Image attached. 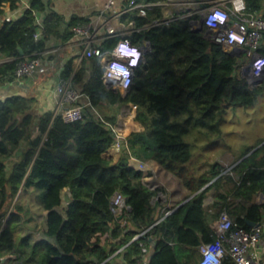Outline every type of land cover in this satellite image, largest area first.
<instances>
[{
    "label": "trees",
    "instance_id": "obj_1",
    "mask_svg": "<svg viewBox=\"0 0 264 264\" xmlns=\"http://www.w3.org/2000/svg\"><path fill=\"white\" fill-rule=\"evenodd\" d=\"M21 1L0 0V17L5 16L4 4L14 11ZM28 1L20 15L4 20L0 27V53L9 57L0 63V85L15 81L18 62L45 51L49 33H56L49 22L59 16L50 12L44 35L35 37L36 13L50 9L52 2ZM246 4L264 17V0H246ZM160 17L157 7L135 21L142 25ZM83 20L72 16L60 36L70 39L72 26ZM190 20L177 19L132 34L133 42L149 41L151 51L135 67L126 93L104 82L97 57H84L78 66L71 58L62 77H71L90 102L78 121L65 122L53 111L38 114L37 99L30 93L0 98V264H109L119 249L116 255L123 262L113 264H143V246L150 254L147 264H186L180 246L190 249L215 241L203 205L211 188H222L214 202L218 215L223 209L236 213L235 221L247 229L251 228L247 221L258 223L264 218V203L254 202L257 193L264 195V144L232 168L238 181L229 173L221 174L224 167L217 161L198 171L192 152L199 137L221 138L228 111L253 107L264 96V83L251 86L237 66V57L210 40L204 30H194ZM116 41L117 37L109 38L102 47L110 49ZM128 103L137 106L134 120L143 129L127 135V145L114 161L104 155L114 141L107 123H115L120 107ZM35 130L45 134L42 143L40 135H32ZM188 135H193L191 140ZM23 140L27 147L22 156L10 162ZM130 157L156 160L195 194L170 213L161 212L153 202L158 189L143 183L142 171L129 164ZM21 187L37 191L42 210L48 212L45 233L54 243L44 239L31 245L27 237L16 242L14 225L20 209L17 202L11 204ZM65 187L70 189V201L60 212L56 207ZM116 192L130 207L120 219L112 210ZM229 195L240 201L228 200ZM8 254H15L16 261H3ZM224 264H233L231 258L226 257Z\"/></svg>",
    "mask_w": 264,
    "mask_h": 264
},
{
    "label": "built area",
    "instance_id": "obj_2",
    "mask_svg": "<svg viewBox=\"0 0 264 264\" xmlns=\"http://www.w3.org/2000/svg\"><path fill=\"white\" fill-rule=\"evenodd\" d=\"M99 25L83 20L74 24L71 31L74 43L81 48L78 57H97L102 65V79L122 93L130 88L135 67L139 66L151 51L149 41L133 42V33L154 25H168L177 19L191 18L192 28L204 30L212 41L224 51L233 52L237 66L251 86L264 83V17L247 8L246 0H105L99 5ZM160 8L162 17L138 25L136 17L148 16L155 8ZM11 16L5 20L10 21ZM40 36L35 33V37ZM117 37L115 45L105 49L102 44L109 38ZM24 57L14 69L15 81L34 78L47 71L43 55ZM90 106L86 94L72 83L71 77L63 82L59 98V112L65 122L71 123L83 118L84 110ZM137 106L132 103L120 107L116 122L108 124L114 133L112 146L121 150L127 145L124 132L126 119L135 117ZM92 111L102 119L95 108ZM134 131V130H132ZM142 181L150 189L155 186ZM112 210L125 213L128 206L125 197L116 192L112 197ZM172 210H167L166 214ZM264 232V218L247 229L239 225L226 209L220 211L213 225L215 241L202 242L198 246L200 257L197 264H224L230 257L233 264H264L259 252L261 235ZM137 234L135 238H138ZM143 264H147L150 254L142 247Z\"/></svg>",
    "mask_w": 264,
    "mask_h": 264
},
{
    "label": "crops",
    "instance_id": "obj_3",
    "mask_svg": "<svg viewBox=\"0 0 264 264\" xmlns=\"http://www.w3.org/2000/svg\"><path fill=\"white\" fill-rule=\"evenodd\" d=\"M104 2L105 0H52L50 9L37 12L36 33H38L40 37H42L44 35V31H46L47 24H45L46 22H44V20L47 14L54 12L59 16L58 21L49 22L55 26H50V28H52V30L56 33H49V37L46 42L47 47L43 55V59L47 66V71L43 75H39L34 78H25L20 81H13L0 85V98L11 94L30 93L37 99L36 111L38 114H42L46 111L58 113L60 111L59 98L61 88L63 82L65 81L62 77V72L66 63L71 58H73L75 66H78L80 62L78 57L81 50V48L74 43V36L68 40H64L60 35H62L66 29L68 21L72 16L85 18V20L89 19L94 24L99 25L102 22V18L98 15V9L100 8L99 5ZM28 3V0H22L21 7L14 11H10L9 5L4 4L2 9L5 12V16L0 17V27L2 26L6 16L14 18L20 15L22 10L28 6ZM57 32H59V34ZM8 59L9 57L0 53V63ZM126 120H129L131 123V125H128L124 130L126 134H129L132 130L140 131L143 129L142 125L133 118L129 117V119ZM32 135H40L41 143L45 140V134L40 133L39 130H35ZM223 135L228 136L227 133H223ZM223 135L221 138L212 137V140L206 137H199V142L195 145L193 152V157L198 168L197 170L204 171L208 168L209 162L217 161L224 167L221 174L225 175L229 173L234 181H238L239 174L233 171L232 168L247 157L252 151L264 144V140H262L264 139V133L254 137L242 148H239L237 144L236 146L233 145L234 143L231 144L229 137L227 141L223 140ZM260 140L262 141L253 150L244 154V150L248 146L259 142ZM26 147L27 140H23L19 147L14 151V154L10 157V162L21 157ZM119 154L120 151L115 149L113 146H111L104 153L106 157L113 158L114 161L117 160ZM258 158L261 157L259 156ZM129 164L142 171V174L145 177L144 181L154 185V189H158L156 196L153 198V202L158 203V210L161 212L176 209L195 194L183 185L181 179L177 175L164 169L154 159L145 161L135 157H130ZM9 166L7 171H10ZM221 191L222 188L209 189L203 201L205 212L207 213V218L211 223L212 229L219 216L214 202ZM36 192L37 191L33 187H28L27 189H23V187H21L11 204V207H13V204L17 202L20 209V220L14 225L15 240L18 242L20 241V238L27 237L31 245H34L44 239L54 243L55 239L47 236L45 233L47 230L48 212L46 210H42L39 196ZM61 199V204L57 206L56 209L63 212L68 207L70 201V189L68 187L62 189ZM228 200L236 202L240 201V199H234L231 195L228 196ZM254 202L263 204L264 195L262 193H257L254 197ZM230 215L234 219L238 216L236 213L231 212ZM118 251H121V249L117 250V252ZM259 252L261 257L264 258V232L260 238ZM116 253L110 257L109 264H113L115 261L118 263L123 262V259L118 257ZM15 257V254H8L5 258H3V261H7L8 259L15 260ZM199 257L200 253L198 246L190 249L186 246H180V258L182 262L186 264H197Z\"/></svg>",
    "mask_w": 264,
    "mask_h": 264
},
{
    "label": "rangeland",
    "instance_id": "obj_4",
    "mask_svg": "<svg viewBox=\"0 0 264 264\" xmlns=\"http://www.w3.org/2000/svg\"><path fill=\"white\" fill-rule=\"evenodd\" d=\"M226 119L227 122L222 124V126L228 136L223 135L224 137L222 139L227 141L229 137L231 144L234 143V146L237 144L239 148H242L254 137L264 133V96L253 107H238L235 111L229 110ZM125 124L127 126L131 125L129 120ZM192 137L193 135H188L186 138L191 140ZM194 147L192 152H194Z\"/></svg>",
    "mask_w": 264,
    "mask_h": 264
},
{
    "label": "water",
    "instance_id": "obj_5",
    "mask_svg": "<svg viewBox=\"0 0 264 264\" xmlns=\"http://www.w3.org/2000/svg\"><path fill=\"white\" fill-rule=\"evenodd\" d=\"M194 30H200L199 28L197 29V28H194ZM210 40L211 39H213L211 36L210 37H208ZM230 54H233V52H230ZM106 83H109V82H106ZM261 144H263V143H261ZM128 210H130V207H128ZM122 215L123 214H119V215H117V218L118 219H120V218H122ZM249 224H251V225H253V224H255L254 222H249V221H247Z\"/></svg>",
    "mask_w": 264,
    "mask_h": 264
}]
</instances>
